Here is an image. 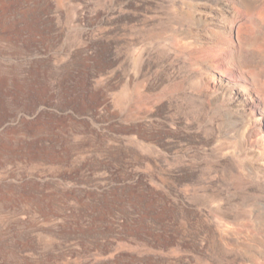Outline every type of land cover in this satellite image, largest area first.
<instances>
[{"label": "rangeland", "instance_id": "374dc122", "mask_svg": "<svg viewBox=\"0 0 264 264\" xmlns=\"http://www.w3.org/2000/svg\"><path fill=\"white\" fill-rule=\"evenodd\" d=\"M0 264H264V0H0Z\"/></svg>", "mask_w": 264, "mask_h": 264}]
</instances>
